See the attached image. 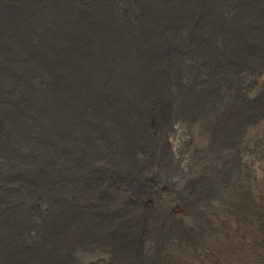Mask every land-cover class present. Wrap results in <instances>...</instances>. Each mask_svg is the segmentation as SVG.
I'll use <instances>...</instances> for the list:
<instances>
[{"label":"bare ground","instance_id":"1","mask_svg":"<svg viewBox=\"0 0 264 264\" xmlns=\"http://www.w3.org/2000/svg\"><path fill=\"white\" fill-rule=\"evenodd\" d=\"M191 9L193 23L160 36L165 97L140 93L141 118L111 103L102 127L86 123L88 149L29 139L60 194L24 201L37 223L23 233L41 246L0 264H264V0Z\"/></svg>","mask_w":264,"mask_h":264},{"label":"water","instance_id":"2","mask_svg":"<svg viewBox=\"0 0 264 264\" xmlns=\"http://www.w3.org/2000/svg\"><path fill=\"white\" fill-rule=\"evenodd\" d=\"M232 3L243 0H12L9 7L0 0V261L40 245L25 243L23 231L37 221L16 199L35 203V189L45 200L60 194L47 191L50 162L28 152V142L53 138L88 149L95 134L86 123L102 127L110 100L118 104L127 93L136 101L143 91L167 87L154 67L160 33L178 35L193 23L192 6L225 10ZM77 109L95 120L80 123Z\"/></svg>","mask_w":264,"mask_h":264}]
</instances>
